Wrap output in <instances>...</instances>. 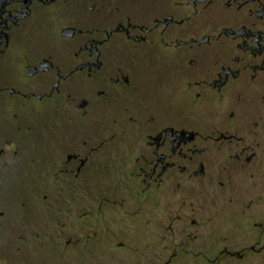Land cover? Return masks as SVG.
<instances>
[{"label":"flooded vegetation","instance_id":"flooded-vegetation-1","mask_svg":"<svg viewBox=\"0 0 264 264\" xmlns=\"http://www.w3.org/2000/svg\"><path fill=\"white\" fill-rule=\"evenodd\" d=\"M34 115L51 124L33 129ZM113 172L131 199L90 190ZM34 175L82 187L88 218L97 205L153 224L162 206L182 222L176 245L197 237L212 192L229 203L208 228L222 244L196 255L261 252L264 0H0V182ZM108 239L116 258L123 241Z\"/></svg>","mask_w":264,"mask_h":264},{"label":"rangeland","instance_id":"rangeland-1","mask_svg":"<svg viewBox=\"0 0 264 264\" xmlns=\"http://www.w3.org/2000/svg\"><path fill=\"white\" fill-rule=\"evenodd\" d=\"M31 120L33 129L51 124L48 115H34ZM28 143L29 137L24 148L25 156L22 157L26 161L23 167L26 173H34L28 163L34 156L31 154L32 146ZM108 175L105 181H92L90 190L103 189L118 197L126 194L131 199L129 184L124 178L115 172ZM35 176L0 182V264H264V249L259 253L244 252L239 258L225 256L213 261L196 255L201 252L202 256L211 259L222 244L221 240L219 242L214 237L210 238L208 228L211 226L210 217L215 215V211L228 208L229 203L217 198L212 192L203 197L201 208L192 214L199 223L196 227L197 237L189 244L176 245V242L187 240L182 222L168 220L162 206L157 207L153 224L143 223V213L137 219H129L120 211L97 205L91 207L94 212L90 210L88 218L89 206H85L82 187L75 190L70 181H59V187H55V182L40 180ZM131 204L133 206L134 202L131 201ZM90 217L92 222L99 221L107 229L96 228V233L90 235L93 231L87 223ZM133 225L139 227L133 229ZM121 226L123 230L117 236L114 232ZM240 232L254 233L246 229ZM106 238L123 241L121 246L115 248L116 258L103 254L107 247L102 242ZM147 240L151 246H143ZM136 245L140 249L144 248V252L137 250ZM242 246L246 245L237 242L229 244L232 250ZM173 251L174 256L169 258L166 254Z\"/></svg>","mask_w":264,"mask_h":264},{"label":"water","instance_id":"water-1","mask_svg":"<svg viewBox=\"0 0 264 264\" xmlns=\"http://www.w3.org/2000/svg\"><path fill=\"white\" fill-rule=\"evenodd\" d=\"M235 253H237V252H235Z\"/></svg>","mask_w":264,"mask_h":264}]
</instances>
